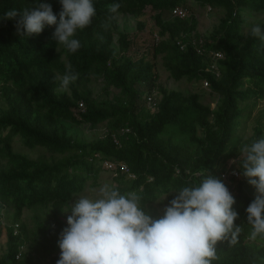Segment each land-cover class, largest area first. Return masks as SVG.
Listing matches in <instances>:
<instances>
[{
	"label": "trees",
	"instance_id": "trees-1",
	"mask_svg": "<svg viewBox=\"0 0 264 264\" xmlns=\"http://www.w3.org/2000/svg\"><path fill=\"white\" fill-rule=\"evenodd\" d=\"M36 2L0 0V239L6 238L0 264H56L65 212L87 187H100L102 172L121 194L135 192L153 219L175 191L205 175L220 179L235 198L241 232L235 242L217 243L211 264H264V236L250 239L246 222L255 189L240 172L241 149L264 138V111L250 136L240 134L264 101V40L244 32L248 16L264 13V0H93L91 24L73 37L81 45L75 53L53 39L56 25L21 36L15 20L2 19ZM39 3L49 4L58 22L60 0ZM113 4H119L115 12ZM177 7L209 8L220 18L201 34L192 14L172 15ZM147 13L153 42L137 53ZM119 16L136 21L133 35L119 31ZM211 53L223 56L215 63L218 76L208 70ZM157 59L170 80L207 87L190 94L164 88ZM68 65L77 79L64 88ZM204 95L216 98L215 108L201 101ZM68 125H104V132L85 140ZM16 141L51 155L30 159L14 151ZM229 161H236L237 177L224 181ZM25 210L34 213L31 225L23 221Z\"/></svg>",
	"mask_w": 264,
	"mask_h": 264
},
{
	"label": "clouds",
	"instance_id": "clouds-1",
	"mask_svg": "<svg viewBox=\"0 0 264 264\" xmlns=\"http://www.w3.org/2000/svg\"><path fill=\"white\" fill-rule=\"evenodd\" d=\"M60 4L58 22L51 6L39 0L31 9L6 11L2 19L15 20L21 36L39 35L45 25H56L53 39L75 53L81 45L73 37L91 24L96 12L93 0H60ZM118 8L119 4L110 6L112 12ZM251 33L264 40L259 25ZM76 79L68 65L61 85L67 88ZM241 154V175L256 193L245 209L250 239L255 240L264 236V138L245 145ZM89 191L94 198L81 196L70 205L56 264H211L217 243L229 237L235 242L241 232L235 225L239 214L233 208L234 196L210 175L175 191L158 219L145 213L135 192L121 194L109 184Z\"/></svg>",
	"mask_w": 264,
	"mask_h": 264
},
{
	"label": "rangeland",
	"instance_id": "rangeland-1",
	"mask_svg": "<svg viewBox=\"0 0 264 264\" xmlns=\"http://www.w3.org/2000/svg\"><path fill=\"white\" fill-rule=\"evenodd\" d=\"M189 14H192L195 19L197 20V30L199 33L204 34L207 33L208 31L212 30V28L217 24L218 19L220 18V13L217 11L210 10L209 8H194L188 12ZM142 21L146 22V28L145 30L141 33V37L139 38L138 41V49H136L137 53H145V51L142 50V46H149L151 45L152 41V33H151V28H153V21L149 19V14H146V17H141L140 18ZM247 21V26L244 28V32L251 31L252 27L256 25H260L264 23V13L263 14H251V16H248L246 18ZM118 26H119V31L122 32H129L134 34V31L136 30V21H134L132 18L128 16H119L118 18ZM150 31V32H149ZM147 47L146 49H148ZM157 70L159 74V83L166 89L168 90H177L181 91L184 94H190L195 91H202L203 90V83H192L188 84L185 80L181 82H174L168 78V72L164 70V68L161 65L160 59H157ZM94 86L95 89V94H100V85L95 84L92 85ZM205 87V86H204ZM201 101L204 104H208L211 108H215L217 100L214 96H209V95H204ZM3 102L0 100V108L3 106ZM261 111V112H260ZM264 111V101H261L256 108L252 111V115L250 119L246 122L244 130L240 131V134L242 135L243 138H247L252 134L253 126L255 124V119L258 117L259 113H263ZM263 115V114H261ZM262 122L264 124V117H262ZM70 128V132L72 134H75V136L81 137L82 139L85 140H91L96 137H99L103 134L104 132V125H100L96 127L93 130H90L88 127H73L71 125H68ZM14 151L21 153L25 156H27L30 159H37L40 156H44L45 158H49L51 154L46 152L44 149L41 148H35L33 150L26 149L22 146L20 141H16L14 146ZM237 165L236 161H229L225 165L224 169L221 171V174L228 173L231 170H236ZM110 174L108 172H102L101 176L99 178L100 182V187L104 184H108L111 180ZM99 187V188H100ZM95 188V189H99ZM89 189L93 188H86L85 191L78 196L77 198L81 196H89L90 198H94L95 194L91 193ZM73 201L71 202V204ZM166 206H160L159 211L161 214H163V210ZM32 210H25L23 213V221L25 223H28L31 225V217L33 215ZM71 212L66 211L65 212V217L67 218L68 215H70ZM5 241L6 238L3 235L0 239V255L4 252L5 248Z\"/></svg>",
	"mask_w": 264,
	"mask_h": 264
},
{
	"label": "built area",
	"instance_id": "built-area-1",
	"mask_svg": "<svg viewBox=\"0 0 264 264\" xmlns=\"http://www.w3.org/2000/svg\"><path fill=\"white\" fill-rule=\"evenodd\" d=\"M188 12L189 11L186 8H184V7H177V8H175L172 11V15L176 16V17H179L181 19H184V18H187L189 16ZM211 56L213 57L212 58L213 62L210 65V67L208 68V70L212 71L216 76H218L219 74H218V71H217L215 63H216L217 60H221L223 58V56L220 53H211ZM204 86L207 87V84L205 82H204ZM80 107H81V105H80ZM105 166L107 168H112L113 167V165L109 164V163H105ZM121 169L126 171V167L124 165H121ZM231 176L237 177L236 170H231L228 173H225V174L223 173L222 174V178H223L224 181L228 180V178L231 177Z\"/></svg>",
	"mask_w": 264,
	"mask_h": 264
}]
</instances>
